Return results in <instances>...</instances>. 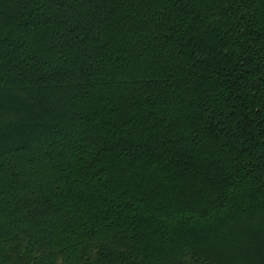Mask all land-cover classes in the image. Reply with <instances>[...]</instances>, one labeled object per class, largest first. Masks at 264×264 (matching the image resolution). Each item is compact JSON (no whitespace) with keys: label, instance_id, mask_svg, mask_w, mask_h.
I'll list each match as a JSON object with an SVG mask.
<instances>
[{"label":"trees","instance_id":"obj_1","mask_svg":"<svg viewBox=\"0 0 264 264\" xmlns=\"http://www.w3.org/2000/svg\"><path fill=\"white\" fill-rule=\"evenodd\" d=\"M0 264H264V0H0Z\"/></svg>","mask_w":264,"mask_h":264}]
</instances>
